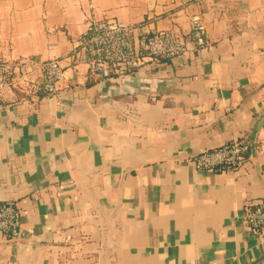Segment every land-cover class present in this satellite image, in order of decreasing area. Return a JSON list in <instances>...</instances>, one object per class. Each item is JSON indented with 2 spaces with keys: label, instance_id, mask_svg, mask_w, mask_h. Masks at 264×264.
I'll return each instance as SVG.
<instances>
[{
  "label": "crops",
  "instance_id": "crops-1",
  "mask_svg": "<svg viewBox=\"0 0 264 264\" xmlns=\"http://www.w3.org/2000/svg\"><path fill=\"white\" fill-rule=\"evenodd\" d=\"M193 16L206 47L187 37ZM103 17L135 39L173 29L185 49L95 78L75 40ZM0 56L63 70L53 94L34 68L37 88L0 92V203L20 214L0 264H264L241 219L264 195V0H0ZM234 138L249 143L235 169L193 166Z\"/></svg>",
  "mask_w": 264,
  "mask_h": 264
},
{
  "label": "built area",
  "instance_id": "built-area-1",
  "mask_svg": "<svg viewBox=\"0 0 264 264\" xmlns=\"http://www.w3.org/2000/svg\"><path fill=\"white\" fill-rule=\"evenodd\" d=\"M133 26L117 18H90L85 31L75 40V60L84 62L88 74L95 78L118 80L141 66L144 62L180 54L185 49V36L173 29L143 32L138 39L133 34ZM197 48L206 47L209 40L205 36L203 21L193 16L187 36ZM40 72L44 94H53L57 83L63 77L58 59L50 58L34 62L30 58L6 59L0 56V92L9 85L24 90L36 87L26 77L30 69ZM249 143L245 139L234 138L216 147L194 154L190 161L200 170L227 172L235 169L245 158ZM20 214L14 200L0 203V233L8 239L19 235ZM241 219L251 232L264 239V195L245 203ZM191 264H215L209 261H195Z\"/></svg>",
  "mask_w": 264,
  "mask_h": 264
},
{
  "label": "water",
  "instance_id": "water-1",
  "mask_svg": "<svg viewBox=\"0 0 264 264\" xmlns=\"http://www.w3.org/2000/svg\"><path fill=\"white\" fill-rule=\"evenodd\" d=\"M123 77H125V76H123ZM123 79V78H122Z\"/></svg>",
  "mask_w": 264,
  "mask_h": 264
}]
</instances>
